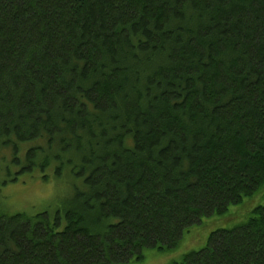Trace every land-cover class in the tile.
<instances>
[{
  "label": "trees",
  "instance_id": "16d2710c",
  "mask_svg": "<svg viewBox=\"0 0 264 264\" xmlns=\"http://www.w3.org/2000/svg\"><path fill=\"white\" fill-rule=\"evenodd\" d=\"M0 172L72 180L0 208V264H138L243 203L170 264H264V0H0Z\"/></svg>",
  "mask_w": 264,
  "mask_h": 264
},
{
  "label": "rangeland",
  "instance_id": "374dc122",
  "mask_svg": "<svg viewBox=\"0 0 264 264\" xmlns=\"http://www.w3.org/2000/svg\"><path fill=\"white\" fill-rule=\"evenodd\" d=\"M65 177L64 179L52 178L49 181H42L32 180L30 175H25L20 181L3 184L0 186V208L8 212L26 211L29 213L55 208L63 197H68L71 193L69 182L72 180ZM2 179L3 173L0 172V182ZM263 198H258L257 203L264 202ZM246 204L248 207L250 206L248 209L250 210L251 204L243 203L233 205L231 210L224 215L205 216L202 223L194 225L185 232L176 249L172 251L147 249L145 258L138 264H170L172 261L180 260L184 253L204 246L212 230L232 228L245 221L249 211L247 210L246 216H240L239 211L246 208Z\"/></svg>",
  "mask_w": 264,
  "mask_h": 264
}]
</instances>
